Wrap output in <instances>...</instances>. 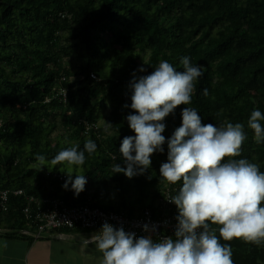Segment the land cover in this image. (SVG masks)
<instances>
[{
	"label": "trees",
	"instance_id": "1",
	"mask_svg": "<svg viewBox=\"0 0 264 264\" xmlns=\"http://www.w3.org/2000/svg\"><path fill=\"white\" fill-rule=\"evenodd\" d=\"M183 57L203 75L191 103L162 121L163 151L151 154L142 174L112 173L114 164L126 166L121 141L135 135L126 119L136 114L133 74L149 75L162 60L182 71ZM184 107L194 108L202 124H243L246 138L234 159L264 172V142L256 143L247 125L254 110L264 114V0H0V229L22 231L0 237L29 247L53 238L48 232L93 228L44 223L52 198L69 203L74 195L71 183L62 187L68 171L87 181L78 201L130 218L156 209L167 191L176 195L182 182L167 184L159 168ZM88 140L96 150L85 152L83 165L51 164ZM221 243L230 245L233 264H264V242Z\"/></svg>",
	"mask_w": 264,
	"mask_h": 264
},
{
	"label": "clouds",
	"instance_id": "2",
	"mask_svg": "<svg viewBox=\"0 0 264 264\" xmlns=\"http://www.w3.org/2000/svg\"><path fill=\"white\" fill-rule=\"evenodd\" d=\"M180 63L182 71L162 60L149 75L137 78L133 74L130 108L136 114L126 119L135 135L121 141L119 152L126 166L114 164L112 173L127 178L142 174L151 164V154L163 151L162 121L177 106L191 103L194 82L203 75L201 66L193 65L189 57L181 58ZM181 118V125L167 140V162L159 168L167 184L182 182L178 193L168 199L178 210L174 238H135L123 227L105 222L83 241L84 246L91 243L102 254L100 264H233L231 247L221 240L264 242V172L247 159H234L240 156L246 138L244 125L202 124L201 116L190 107L182 109ZM261 121L264 114L260 110H254L247 121L258 144L264 142ZM95 150V143L88 140L83 150L74 146L60 151L51 164L80 166L85 152ZM37 160L40 168L46 166L43 156ZM66 173L68 179L62 187L67 189L71 183V190L78 195L87 183L85 176L75 174L73 180V173ZM143 230L147 231V226Z\"/></svg>",
	"mask_w": 264,
	"mask_h": 264
},
{
	"label": "built area",
	"instance_id": "3",
	"mask_svg": "<svg viewBox=\"0 0 264 264\" xmlns=\"http://www.w3.org/2000/svg\"><path fill=\"white\" fill-rule=\"evenodd\" d=\"M93 76V75H91ZM170 193L167 191L160 199L156 209L144 208L136 217H127L121 213L105 210L90 201H78L76 196L65 203L60 198H52L50 206L42 210L46 226L65 225L72 227L80 224L100 229L107 222L114 228L123 227L127 233H134L135 238L151 237L154 241L163 237H173L176 229L177 208L168 211ZM54 206L53 209H49ZM147 226V231L144 227Z\"/></svg>",
	"mask_w": 264,
	"mask_h": 264
},
{
	"label": "crops",
	"instance_id": "4",
	"mask_svg": "<svg viewBox=\"0 0 264 264\" xmlns=\"http://www.w3.org/2000/svg\"><path fill=\"white\" fill-rule=\"evenodd\" d=\"M69 234V233H68ZM71 235V234H70ZM69 238H78L79 240L81 237H77L75 235L68 236ZM90 236L86 237L88 239ZM6 242V246H5ZM0 245L5 247V250L0 254V262L2 264H11L9 262L8 256H6L5 251H7L10 247H18L23 246L22 253L20 254V262L22 264H31L29 262V255L30 250L28 249H35V256L34 254V264H68L69 262L75 261L79 264H100L102 254L99 253V256L91 255V252L94 251V248L87 249L82 245H78V243H73L63 238H47V239H37L35 240L31 246H27L24 241H19L18 239H7L0 237ZM89 246H92L90 244ZM28 247V249H27ZM43 249L45 251H43ZM81 252H85L84 255ZM16 259V256H15Z\"/></svg>",
	"mask_w": 264,
	"mask_h": 264
},
{
	"label": "rangeland",
	"instance_id": "5",
	"mask_svg": "<svg viewBox=\"0 0 264 264\" xmlns=\"http://www.w3.org/2000/svg\"><path fill=\"white\" fill-rule=\"evenodd\" d=\"M98 231L99 230L96 229V228H85V229L77 228V230H75L74 233H69V232H66V233L73 234V235H75L77 237H81L80 239H86V237L91 236L93 233L98 232ZM90 244L91 243H89V245ZM78 245H82V244H78ZM89 245L88 246H84L83 245V246L87 247V249H92L91 247H93L94 251L91 252V255L99 256L100 252H98L96 250L95 245H92V246H89ZM22 249H23V246H18L16 248L15 247H10L7 251H5L6 256L11 258V259H9V262L11 264H19L18 261H20L19 258H20V254L22 253ZM4 250H5V247L3 245H0V254ZM29 250H30V253H31L29 255V262H31V264H34L35 249L34 248H32V249L30 248ZM43 251H45V250L43 249ZM33 254H34V256H31ZM81 254L84 255L85 252H81ZM15 256H16V259H15ZM20 263L22 264V261ZM0 264H2V263L0 262ZM68 264H79V262L76 263L75 261H72V262H69Z\"/></svg>",
	"mask_w": 264,
	"mask_h": 264
},
{
	"label": "water",
	"instance_id": "6",
	"mask_svg": "<svg viewBox=\"0 0 264 264\" xmlns=\"http://www.w3.org/2000/svg\"><path fill=\"white\" fill-rule=\"evenodd\" d=\"M0 232L5 233V234H13V233H18V232H22V231H5V230L0 229ZM47 234L51 235L52 237L63 238L65 240H68V241L73 242V243L83 244V240H79V239L72 238V237L69 238L68 236H71V235L67 234V233H62V232L49 233L48 232Z\"/></svg>",
	"mask_w": 264,
	"mask_h": 264
}]
</instances>
